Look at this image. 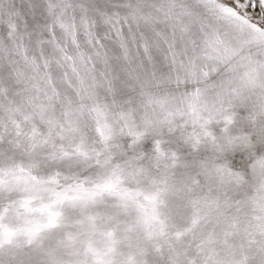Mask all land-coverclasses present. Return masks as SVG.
<instances>
[{"label": "snow or ice", "instance_id": "6c2138e0", "mask_svg": "<svg viewBox=\"0 0 264 264\" xmlns=\"http://www.w3.org/2000/svg\"><path fill=\"white\" fill-rule=\"evenodd\" d=\"M0 264H264V0H0Z\"/></svg>", "mask_w": 264, "mask_h": 264}]
</instances>
